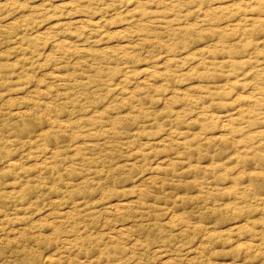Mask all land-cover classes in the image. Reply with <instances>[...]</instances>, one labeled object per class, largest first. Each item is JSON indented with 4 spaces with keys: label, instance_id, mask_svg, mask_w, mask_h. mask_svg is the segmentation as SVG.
<instances>
[{
    "label": "rangeland",
    "instance_id": "obj_1",
    "mask_svg": "<svg viewBox=\"0 0 264 264\" xmlns=\"http://www.w3.org/2000/svg\"><path fill=\"white\" fill-rule=\"evenodd\" d=\"M0 264H264V0H0Z\"/></svg>",
    "mask_w": 264,
    "mask_h": 264
}]
</instances>
